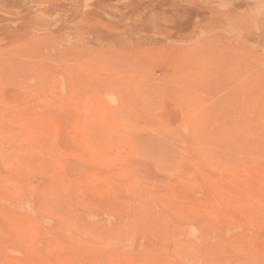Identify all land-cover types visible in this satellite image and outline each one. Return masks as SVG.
Here are the masks:
<instances>
[{"label": "rangeland", "instance_id": "rangeland-1", "mask_svg": "<svg viewBox=\"0 0 264 264\" xmlns=\"http://www.w3.org/2000/svg\"><path fill=\"white\" fill-rule=\"evenodd\" d=\"M0 264H264V0H0Z\"/></svg>", "mask_w": 264, "mask_h": 264}, {"label": "bare ground", "instance_id": "bare-ground-1", "mask_svg": "<svg viewBox=\"0 0 264 264\" xmlns=\"http://www.w3.org/2000/svg\"><path fill=\"white\" fill-rule=\"evenodd\" d=\"M214 120V119H213ZM195 122V121H194ZM193 124V123H192ZM196 124V123H195ZM197 127V126H196ZM193 130V129H192ZM196 130V129H195ZM183 248V247H182ZM200 250V249H199ZM191 260V259H190ZM199 261V260H198ZM196 262V261H195ZM219 263V262H218Z\"/></svg>", "mask_w": 264, "mask_h": 264}]
</instances>
